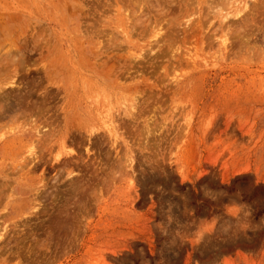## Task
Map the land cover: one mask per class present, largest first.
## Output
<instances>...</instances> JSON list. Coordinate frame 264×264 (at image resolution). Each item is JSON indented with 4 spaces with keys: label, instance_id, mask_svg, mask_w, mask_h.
Returning <instances> with one entry per match:
<instances>
[{
    "label": "rangeland",
    "instance_id": "1",
    "mask_svg": "<svg viewBox=\"0 0 264 264\" xmlns=\"http://www.w3.org/2000/svg\"><path fill=\"white\" fill-rule=\"evenodd\" d=\"M0 264H264V0H0Z\"/></svg>",
    "mask_w": 264,
    "mask_h": 264
}]
</instances>
